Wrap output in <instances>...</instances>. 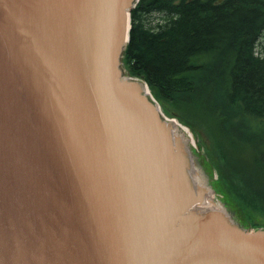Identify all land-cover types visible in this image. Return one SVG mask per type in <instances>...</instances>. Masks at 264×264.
Returning <instances> with one entry per match:
<instances>
[{
  "label": "water",
  "instance_id": "1",
  "mask_svg": "<svg viewBox=\"0 0 264 264\" xmlns=\"http://www.w3.org/2000/svg\"><path fill=\"white\" fill-rule=\"evenodd\" d=\"M137 1L0 0V264H264L195 136L124 76Z\"/></svg>",
  "mask_w": 264,
  "mask_h": 264
},
{
  "label": "trees",
  "instance_id": "2",
  "mask_svg": "<svg viewBox=\"0 0 264 264\" xmlns=\"http://www.w3.org/2000/svg\"><path fill=\"white\" fill-rule=\"evenodd\" d=\"M151 13L163 16L156 28L142 19ZM130 16L122 58L129 75L163 101L196 110L186 120L210 131L214 187L240 217L264 215V55L256 52L264 0H140Z\"/></svg>",
  "mask_w": 264,
  "mask_h": 264
},
{
  "label": "rangeland",
  "instance_id": "3",
  "mask_svg": "<svg viewBox=\"0 0 264 264\" xmlns=\"http://www.w3.org/2000/svg\"><path fill=\"white\" fill-rule=\"evenodd\" d=\"M142 19H143L144 23L146 24V26L156 28V26L162 22L163 16L160 13H151V14H147L146 16H143ZM258 49H259V53H262L264 55V32L262 33L261 38L258 40ZM124 50L122 52V58H123ZM123 71H124V76L131 78V79L135 78V77L129 75V72H128L126 66L124 65V63H123ZM136 78H138V77H136ZM138 81L142 84L145 82L144 79H142V78H138ZM148 96H150V102L157 103L161 112L166 117L178 118L179 121L181 122L182 126L186 127L187 130L190 132V134L195 136L194 145H195V147H196V145L199 146V150H197V153L200 155H206L207 156L208 167H209V161L214 162V160L216 159L213 152H211V144H209V140L207 139V137L210 134V131L207 127L202 128L198 122H194L192 120L190 123L186 120V118H188V115L190 114V112L192 111L191 113H196V110L193 108L191 109L189 107H187L186 110L179 109L175 102L163 101V99L158 94H156L155 92H152L151 94L148 93ZM242 152L248 153L249 149L244 147ZM210 169L212 172H214V167H211ZM215 179H216L215 177H210V184L213 186L215 185V181H216ZM218 192H219V189H218ZM219 197L222 201L225 202L224 196L222 194L219 193ZM258 203H259L258 206L261 207L262 209H264V194L260 195ZM226 204L229 205L232 209H234L232 207L231 203L227 202ZM248 217H249V219L253 218L257 222H260L264 225V215L250 214L248 216H242L241 217V226L243 228H245V229L250 228L248 225L249 224Z\"/></svg>",
  "mask_w": 264,
  "mask_h": 264
},
{
  "label": "bare ground",
  "instance_id": "4",
  "mask_svg": "<svg viewBox=\"0 0 264 264\" xmlns=\"http://www.w3.org/2000/svg\"><path fill=\"white\" fill-rule=\"evenodd\" d=\"M128 27H129V22H128V12H127V29H128ZM121 51H122V49H121ZM184 129H185V127H184Z\"/></svg>",
  "mask_w": 264,
  "mask_h": 264
}]
</instances>
